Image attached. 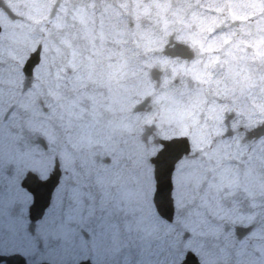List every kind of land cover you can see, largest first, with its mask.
Returning <instances> with one entry per match:
<instances>
[{
	"label": "clouds",
	"instance_id": "clouds-1",
	"mask_svg": "<svg viewBox=\"0 0 264 264\" xmlns=\"http://www.w3.org/2000/svg\"><path fill=\"white\" fill-rule=\"evenodd\" d=\"M9 2L17 20L0 31V160L10 147L4 116L16 104L26 115L14 110L12 125L42 130L69 163L114 153L109 175L126 211L139 214L137 227L148 230L151 223L143 161L155 154L157 136L187 138L179 159L195 157V167L178 175L190 192L188 204L200 175L209 187L217 179L220 187L242 186L264 205V143L249 149L238 137L224 138L226 113L238 117L233 129L264 123V0ZM37 52L22 92L24 68ZM148 128L154 131L144 139ZM199 215L186 208L194 224ZM253 217L250 234L264 239V207Z\"/></svg>",
	"mask_w": 264,
	"mask_h": 264
},
{
	"label": "flooded vegetation",
	"instance_id": "flooded-vegetation-1",
	"mask_svg": "<svg viewBox=\"0 0 264 264\" xmlns=\"http://www.w3.org/2000/svg\"><path fill=\"white\" fill-rule=\"evenodd\" d=\"M16 20V13L9 0H0V31H6ZM38 59L39 53H34L27 61L24 71L28 74V81L22 92H26L30 87L33 65ZM14 110L22 116L26 115L22 108L13 104L4 116L5 121L9 122L10 147L8 155L0 160L2 217L0 222L4 224L2 219L7 218L8 224L4 225L8 227L9 232L5 236H0V264H20L16 258L10 257L8 261L5 260V257L15 254L22 256L23 264H84L86 261H88L87 264H141L143 261L141 258L137 261L136 254L126 252L133 250L126 241L130 230L125 225L126 219L130 216L125 213L124 201L121 199L118 185L112 182L109 175L115 167L112 160L114 153L97 152L89 160L82 162L76 159L69 163L65 154L57 149L55 142L42 130H32L23 121L22 129L13 126L11 121L16 119ZM43 111L47 112L49 109L45 107ZM227 114L230 118L227 130L229 134L227 132L224 134L225 139L232 140L238 137L241 144H247L249 149L258 143H264L262 140L264 134L257 139H249L245 135V133L250 134L252 128L257 125L248 126L242 122L233 129L231 124L238 117L234 112ZM153 131V128H148L144 139H147V135ZM185 139L188 151V141L187 138ZM176 143L180 145L181 139L156 137L155 154L145 158L150 162V174L153 179L154 157L166 144L173 146ZM172 146L170 154L175 156ZM68 149L74 151L71 145H68ZM24 153L30 155L26 161L22 162L20 156ZM194 159L195 157L189 156H185L183 160L178 158L172 171L173 183L177 177L179 179L182 176L178 173H183L186 166L195 167L192 163ZM240 167L242 174L245 165L241 164ZM146 175L144 173L143 176L144 195H147ZM194 179L200 183L198 193L206 194L210 189L208 179L200 175H196ZM174 190L180 194L188 189L183 190L179 185L177 187L173 185ZM35 196L39 205L33 206ZM232 199L238 200L239 195L233 193L230 198L225 196L221 201V209L230 206ZM11 200L16 202L17 207L22 205L26 207V214L20 217ZM117 202L121 204L113 205ZM247 202L248 198L243 204L241 202L242 207L237 208L236 213L232 206L229 207L228 214L237 217L241 212L245 215L248 211L251 214L248 219L230 221L225 215H222V219L210 218L209 223H213L212 226L217 228L218 225L227 237L228 235L232 237V243L225 246L230 255L222 251L225 242L219 244L221 250L218 256L214 255L218 258V264H224L225 261L227 264H236V258L239 255L234 249L248 244L245 241L251 235L256 219L253 217V208L245 204ZM237 225L245 227L251 225L252 228L246 236L237 239L238 232L234 229ZM203 226H208V223L205 221L200 228ZM254 242L250 241V244L254 245ZM119 245L122 246L120 253H115L116 246ZM64 247H68V251H64ZM250 250L252 251L253 247ZM73 256L76 258L73 259Z\"/></svg>",
	"mask_w": 264,
	"mask_h": 264
},
{
	"label": "rangeland",
	"instance_id": "rangeland-1",
	"mask_svg": "<svg viewBox=\"0 0 264 264\" xmlns=\"http://www.w3.org/2000/svg\"><path fill=\"white\" fill-rule=\"evenodd\" d=\"M246 124V122H243ZM247 125V124H246ZM155 152V148H154ZM143 171L145 177V187L147 195L143 194V199L146 201L147 206L151 209V223L148 230L143 227H137L138 213L135 215L126 211L130 218L126 219V227L130 230L127 243L133 248L132 252L127 250V253L136 254L137 261L141 258L143 261L141 264H178L187 250L193 251L200 259L202 264H207L210 258L214 255L218 256L221 248V242H225L222 246V250L230 255V252L225 246L232 243L231 236L224 234L220 227L212 226L210 218L218 217L216 219H222V215L228 216L230 221L241 220L243 218L248 219L251 215L250 212H246L245 215L241 212L237 217L228 214L230 208L233 207L234 213L237 212V208H241L242 204L248 198V202L245 203L248 207L253 208V213H256L258 208L264 207V205L254 204V200L262 199L260 197H250L243 187L237 188L235 185L224 184L220 187L219 179L216 180L215 186L210 187L206 194L198 193L195 200L188 204L190 192L186 190L184 193H177L173 191L175 215L171 222H167L164 219H160L153 208V203L150 200V196L154 191V179L150 174V165L148 159L143 161ZM175 187L178 185L183 189H187L183 176L178 177L174 181ZM227 187V190L225 188ZM224 192V194H223ZM236 193L239 195V199H232L231 205L225 209H221V201L225 196L233 195ZM229 200V199H228ZM119 201V200H118ZM12 205L15 207L16 213L23 216L26 214V207L16 206V202L11 200ZM121 203H114L113 205H120ZM180 204H185L187 207H196L199 210V222L198 225L194 224L186 218V208L181 209ZM222 211V213H221ZM4 216V214H2ZM7 217V216H6ZM0 218L1 213H0ZM208 226H200L205 222ZM4 224H8L7 218L2 219ZM0 222V236L8 234L9 230L6 225ZM187 231L189 236L186 239H182L183 233ZM54 239V237H52ZM250 241H255L254 245L250 244ZM244 244L234 249L239 255L236 258V264H262L264 263V239L259 236L249 235ZM128 247V246H127ZM251 247L253 250L251 251ZM57 248V246H55ZM122 246H116L115 253H120ZM63 250L68 251V247H64ZM73 259L76 257H72ZM215 258V257H214ZM218 260V258H217Z\"/></svg>",
	"mask_w": 264,
	"mask_h": 264
},
{
	"label": "water",
	"instance_id": "water-1",
	"mask_svg": "<svg viewBox=\"0 0 264 264\" xmlns=\"http://www.w3.org/2000/svg\"><path fill=\"white\" fill-rule=\"evenodd\" d=\"M264 127V123L262 126H260L258 129L254 130V136H259L262 133V129ZM170 145V144H169ZM169 148V146H167ZM169 160L167 152L164 153V158L163 161L160 163H157V165H163L166 164ZM176 159H171L168 166V169L164 173L163 176H157V183H156V191L154 194V203L159 211V213L164 216L166 219L171 220L174 212V207H173V199L171 198V181H170V174L171 170L174 164V161ZM250 229L246 228L248 231ZM244 230L240 235L244 234L246 232ZM182 264H199L197 262V259L194 257V255L189 251L186 255V259L183 261Z\"/></svg>",
	"mask_w": 264,
	"mask_h": 264
}]
</instances>
